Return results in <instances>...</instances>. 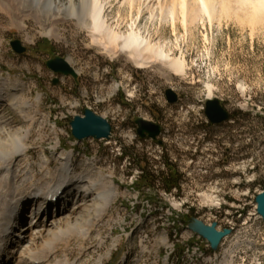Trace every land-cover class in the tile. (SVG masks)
Segmentation results:
<instances>
[{
	"label": "rangeland",
	"instance_id": "1",
	"mask_svg": "<svg viewBox=\"0 0 264 264\" xmlns=\"http://www.w3.org/2000/svg\"><path fill=\"white\" fill-rule=\"evenodd\" d=\"M217 1L210 16L201 0H176L174 14L160 5L169 0H142L133 10L108 0L107 24L118 34L133 31L159 42L171 57L184 61L182 74L156 62L137 64L126 50L108 53L73 19L54 20L44 28L35 17H21L13 5L0 3V83L21 81V98L31 105L29 116L36 122L28 127L27 144L34 174L42 177V153L51 171L59 166L58 152L72 151L77 172H94L84 164L88 156L118 186L110 211L119 222L114 234L106 239V226L99 221L92 236H74L68 246L61 242L60 259L67 255L74 264H124L125 256L126 264H165L166 258L167 264H222L224 259L264 264V220L256 203L264 187V3ZM191 2L198 9L195 18L187 11ZM16 39L26 48L23 53L12 48ZM57 56L69 59L76 78L47 67L46 61ZM167 88L178 94L176 103L167 102ZM209 89L230 113L220 124L205 115ZM85 109L107 119L110 138L77 141L72 136L69 122ZM3 113L23 129L29 124L10 107ZM138 118L159 124L162 134L141 138ZM162 173L173 178L168 186L160 181ZM139 195L152 202L138 201ZM192 217L231 233L214 251L188 229ZM140 218L141 226L122 239L121 226Z\"/></svg>",
	"mask_w": 264,
	"mask_h": 264
},
{
	"label": "bare ground",
	"instance_id": "2",
	"mask_svg": "<svg viewBox=\"0 0 264 264\" xmlns=\"http://www.w3.org/2000/svg\"><path fill=\"white\" fill-rule=\"evenodd\" d=\"M4 1L10 6L1 0L0 3L7 7L13 5L15 12L18 11L19 14L35 17L44 28L52 25L54 20L73 19L89 32L95 44L105 51L107 49L108 53L114 54L115 49L118 48V50H126L137 64L156 62L175 74H182L185 71L184 61L171 57L165 47L158 44L159 42L153 43L140 38L133 31L128 35L114 31V26L111 28L107 24L108 0ZM141 1L119 0V3L129 5L130 10H133ZM261 1L264 3V0ZM201 2L202 9L209 12L210 16L217 7L216 3H219L217 0H201ZM194 3L189 4L187 11L195 18L193 15H196L198 9ZM163 4L160 3L165 12L174 14L176 0H169L165 7ZM256 8L259 9L258 6ZM255 13L260 14L261 11L255 10ZM19 23L20 28H24L23 24ZM22 85L21 81L12 82L9 78L0 83V101L3 100L0 105V264H74V261L68 260L67 255L61 256L60 259L59 256L63 251L58 250L57 247L61 242H65L68 246L69 239L74 236H80L82 239L90 237L91 228L94 229L99 221L106 226V239L111 237L119 227V222L117 223V219L115 220L110 213L111 206L118 197V186L111 175H105L97 167L93 168L95 162L93 159L85 158L84 164L96 172L94 176L92 175L94 172L92 174L86 171L77 172L72 151L61 153L58 157L59 166L51 171L48 169V159L42 153L38 164L43 169L42 177H36L28 158L27 144L31 134L28 127L36 121L33 116H29L31 105L21 98ZM117 87L118 85L115 84V88ZM211 90L209 89L207 99L213 97ZM5 107L16 111L22 121H28L29 124L23 129L21 124H16L11 117L3 113ZM58 143L56 142L52 149H57ZM262 192L263 189L259 194ZM55 195H58V201L51 205L53 209L49 213V208L42 207L43 201ZM37 203L39 204L35 207ZM10 217L14 218L8 223ZM140 221L141 218L124 223L121 226L122 239L131 236L134 230L141 226ZM20 222L22 224L17 228ZM8 224L9 230H13L9 237L6 236ZM222 239H226V236ZM139 246L142 248L141 251L146 249L143 240L139 241ZM168 260L169 258L164 259L165 262ZM122 261L126 264L127 256L122 257ZM223 261L222 264H233L232 259Z\"/></svg>",
	"mask_w": 264,
	"mask_h": 264
},
{
	"label": "water",
	"instance_id": "3",
	"mask_svg": "<svg viewBox=\"0 0 264 264\" xmlns=\"http://www.w3.org/2000/svg\"><path fill=\"white\" fill-rule=\"evenodd\" d=\"M11 46L17 53H23L26 48L21 45L19 40L11 41ZM47 67L58 74L71 75L77 77V72L74 67L70 65L63 57L57 56L46 61ZM58 81L54 79L53 83ZM165 97L168 103L174 104L178 101V94L172 89L165 90ZM205 115L211 124H220L229 119L230 113L224 108L217 98H209L205 103ZM71 134L78 140L86 138L103 139L109 138L112 127L107 119L94 113L90 109H85L82 115H76L70 122ZM137 133L143 137H150L156 139L161 133V126L152 121L143 118L136 120ZM257 210L264 220V187L263 192L257 195L256 198ZM216 222L211 225L204 224L200 219L192 217L188 222V228L193 232L199 234L208 241L212 250H216L223 237L231 233L230 228H223L218 230Z\"/></svg>",
	"mask_w": 264,
	"mask_h": 264
},
{
	"label": "trees",
	"instance_id": "4",
	"mask_svg": "<svg viewBox=\"0 0 264 264\" xmlns=\"http://www.w3.org/2000/svg\"><path fill=\"white\" fill-rule=\"evenodd\" d=\"M141 173L143 174L144 173V169H142L141 170ZM151 178H152V180H154L153 179V177L151 176ZM172 176L171 175H166V174H164V173H162V175H161V177H160V181H162L164 184H166L167 186H168V184H171V182H172ZM171 188V185L168 187V189H170ZM190 210H193V209H190Z\"/></svg>",
	"mask_w": 264,
	"mask_h": 264
},
{
	"label": "built area",
	"instance_id": "5",
	"mask_svg": "<svg viewBox=\"0 0 264 264\" xmlns=\"http://www.w3.org/2000/svg\"><path fill=\"white\" fill-rule=\"evenodd\" d=\"M137 189H138V188H137ZM138 190H139V189H138ZM139 193H140V190H139ZM138 201H143L144 203H145V202H152V201H150V200H148V199H144V198L141 197L140 195H139ZM93 235H94V233H93ZM174 243H175V239H174ZM122 247H123V242H122L121 249H122ZM121 249H120V250H121ZM120 250L117 251V252H120Z\"/></svg>",
	"mask_w": 264,
	"mask_h": 264
}]
</instances>
